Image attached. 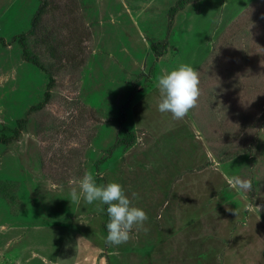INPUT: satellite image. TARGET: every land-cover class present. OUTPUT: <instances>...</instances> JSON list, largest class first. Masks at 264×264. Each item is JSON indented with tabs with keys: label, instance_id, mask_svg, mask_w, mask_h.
I'll return each mask as SVG.
<instances>
[{
	"label": "rangeland",
	"instance_id": "obj_1",
	"mask_svg": "<svg viewBox=\"0 0 264 264\" xmlns=\"http://www.w3.org/2000/svg\"><path fill=\"white\" fill-rule=\"evenodd\" d=\"M46 1L34 32L40 0H0V264H264V0ZM86 173L146 212L127 243L68 199Z\"/></svg>",
	"mask_w": 264,
	"mask_h": 264
},
{
	"label": "clouds",
	"instance_id": "obj_2",
	"mask_svg": "<svg viewBox=\"0 0 264 264\" xmlns=\"http://www.w3.org/2000/svg\"><path fill=\"white\" fill-rule=\"evenodd\" d=\"M161 99L157 106L160 113H170L180 120L196 105L200 96L199 73L191 65L182 64L161 75L157 81ZM241 190H251L247 179H236ZM136 194L134 193L133 196ZM72 204L95 205L106 211L107 236L104 242L109 246L125 244L130 239L134 225H141L147 219L146 212L132 204L123 186L116 181L98 184L92 174L86 173L80 180L79 190L73 188L68 196ZM106 206V208L101 207Z\"/></svg>",
	"mask_w": 264,
	"mask_h": 264
},
{
	"label": "trees",
	"instance_id": "obj_3",
	"mask_svg": "<svg viewBox=\"0 0 264 264\" xmlns=\"http://www.w3.org/2000/svg\"><path fill=\"white\" fill-rule=\"evenodd\" d=\"M41 1V6L38 10V12L36 13L33 21H32V25H33V30L34 32H38V30L41 28V26L43 25V18L48 14V2L46 0H40ZM191 0H179L178 5H185L187 2H189ZM51 50H53V48L51 47ZM153 50L156 53L157 56H161L160 50H159V46L158 45H154L153 46ZM54 51V50H53ZM124 119H125V115H123L122 117V121L121 123H124ZM123 131H126L123 128ZM126 134H128L130 136L129 139L127 140H123L121 141L122 144L125 145H131L132 144V139H133V134H129L128 132H126Z\"/></svg>",
	"mask_w": 264,
	"mask_h": 264
}]
</instances>
